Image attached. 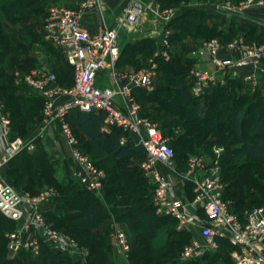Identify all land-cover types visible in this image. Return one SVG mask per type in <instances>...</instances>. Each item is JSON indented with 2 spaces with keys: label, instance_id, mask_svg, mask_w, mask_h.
<instances>
[{
  "label": "built area",
  "instance_id": "2783aa9c",
  "mask_svg": "<svg viewBox=\"0 0 264 264\" xmlns=\"http://www.w3.org/2000/svg\"><path fill=\"white\" fill-rule=\"evenodd\" d=\"M256 3L246 0L238 9L243 11ZM104 7H108L105 0H85L79 9L55 5L49 10L44 26L45 39L57 46L71 68L72 86H63L56 73L43 66L27 73H16L15 86L43 100V138L57 125L75 163L73 178L85 190L102 197L107 184L106 173L82 150L69 118L76 113L105 114L102 132L109 135L114 129L122 130L125 136L121 144L131 139L145 154L142 167L154 186L152 201L156 213L173 218L178 231L190 236L179 256L180 263L264 264V204L242 216L231 210L219 166L221 150L216 151L218 156L214 160L206 155L191 157L189 169L181 177L183 187H180L181 183L175 180L178 172L172 141L166 138L158 124L143 115L142 106L135 97L138 89L149 93L156 91L159 61L170 62L177 53L171 43L169 25L179 9L162 11L158 7L154 11V22L162 29L159 49L145 68L124 73L117 68L126 45L121 32L130 31L126 23L134 20L135 14L128 9L115 27L89 33L83 25V14ZM226 8L235 10L230 5ZM261 23L264 24V19ZM190 55L195 61L190 69L194 97L213 94L227 78L237 77L241 69L249 66H254L257 73L246 75L244 81L253 93L262 87L264 94V78L260 77V74L264 76V44L247 45L241 36L227 43L215 39L192 50ZM207 64L211 67H206ZM105 71L112 76V83L107 87L99 85L100 75ZM35 148L34 142L14 136L12 120L0 101V212L17 226L7 236L8 258L16 259L24 252L36 257L47 248L78 264H90V249L46 220V209L55 196L54 190L33 195L15 189L4 177L6 168L21 153ZM187 188L191 190V197ZM109 239L116 255L125 264H132L131 236L122 223H112ZM224 246L230 248L229 257L211 260Z\"/></svg>",
  "mask_w": 264,
  "mask_h": 264
},
{
  "label": "rangeland",
  "instance_id": "374dc122",
  "mask_svg": "<svg viewBox=\"0 0 264 264\" xmlns=\"http://www.w3.org/2000/svg\"><path fill=\"white\" fill-rule=\"evenodd\" d=\"M15 1L16 0H0V6L6 5L8 7H12ZM184 1L188 2L189 0ZM236 1L239 2V6L246 2V0ZM255 1L259 3L264 0ZM37 3V0H29L28 4L24 2L19 6L21 10L19 15L15 14L16 10L19 9L17 8L16 10L13 9V11H10L9 13L2 12L0 17V32L2 35L0 39V52H6L7 55L5 59L0 62V101L3 104L5 112L12 118L11 120L13 121L15 127L13 132L14 135L23 138L26 142H34L36 145L34 151L25 150L21 153L16 160L6 168L4 177L8 183L19 191H28L35 195H39L45 190H54L55 196L48 205V210L46 211V215H48V219L51 222L50 224L54 225V219L60 218L66 221L65 215H69L74 218L83 213V211L79 209V202L76 200V196L73 194L75 188L70 185L72 180L75 181V178H73V168L75 163L71 157L70 149L65 143L57 125V131H54V134L52 133V137L50 136V130L43 138L44 134H42V127L44 114L41 98L27 89L17 88L18 90H16L14 89L15 87H12V83L15 84L14 80L17 72L20 71L27 73L32 69L37 68L41 64L40 60L43 57L48 58L45 61L47 62V68H45L48 70H55L58 72L57 67L62 65V58L58 56V54L60 55L59 49L52 42L45 39L44 26L46 19L38 17L39 15L36 14ZM176 4L168 6L162 3L160 5V9L162 11H168L174 8L178 9L182 7V4ZM9 18H11V20H9ZM195 24L197 26V23ZM196 26L194 25L193 28H196ZM243 27L246 28L245 26ZM193 34H195V31H193L192 35ZM238 36H241L245 44L250 46H259L264 44V41L261 40H249V38L243 34ZM214 37L215 35L211 36L209 41L219 39ZM236 37L237 36L231 40ZM11 40L14 44L8 46L7 43ZM160 40L161 37L156 40V45L152 47V49H154V54L159 49ZM129 53L130 51H127L125 57H127ZM150 59L151 56H147L139 63L134 62V58H128V61L131 65H134V67L137 65L136 63H138V66L144 67L149 64L148 62ZM29 68L32 69L29 70ZM111 78L112 76L109 72H102L99 78V85L103 87L109 86L112 83ZM159 85L160 82L157 83L156 90H158ZM140 91L142 92L141 95H139V101L144 111L147 115H149L154 123L158 124L162 128L166 138H169L172 141V145L179 157L176 165L179 179H181L183 174L187 173L189 169L188 160L191 157L206 155L208 159L214 160V158L218 156L216 151L221 150L219 166L221 168L222 175L228 174V166L231 162H233L235 164H240V166L247 164L246 168L251 170V173L254 175L253 178L257 177V180H254L257 184L256 187H251V193L248 194L247 199L243 201L242 204L237 206L238 210L234 208L235 203L232 196L231 199H228L231 210L233 212L237 211L238 214L241 215L264 200V197L260 196L261 188H259V185L264 186V162L251 161L247 156L243 144L235 137L232 126L234 113L232 103L225 106L227 112L223 114L221 119H218L217 115H212L213 117H211L212 119H209V121L210 123H217V127L216 130L211 131L207 125L203 127L196 125L193 120L186 117L183 110L172 113L168 111L169 107L167 106V103L151 102L146 99L147 94H154L155 92L149 93L145 90ZM38 100L41 101L39 102ZM257 117L258 115L256 114L252 117V120L254 121ZM178 120H180L179 123H176ZM250 125L251 124L248 123L245 128L248 129ZM183 134L191 139H194L196 143L189 144L184 140L178 142L177 139ZM78 137L89 151L90 158H93L94 162L97 163V165L100 166L109 177H112L114 174H119V172L120 174H123V172H131L134 174L135 178L139 180H143L144 177L146 179V184L153 188V183L149 178H147L146 172L142 167V161L131 160L116 162L111 155L94 150L93 145L86 142L81 135H78ZM60 142L62 143L63 148L60 146ZM62 155L65 156L62 157ZM29 166L30 168L27 169ZM17 168L19 169L17 170ZM122 168L124 171H121ZM113 188L116 187L110 182H107L104 195L102 197H98L106 207L104 212L106 216L110 214L109 209L111 208L110 205H112L110 196H108V200L106 201V195L113 190ZM152 192L153 190L150 189L149 198H151V200ZM117 196L115 194V198ZM61 199H63L62 202H60ZM124 210L125 209H123V211ZM60 212L63 214L62 217L59 216ZM156 215L159 218L166 217L159 216L157 213ZM72 218L67 219V224H69ZM115 221L121 223L125 221V218L121 217L119 220L116 216L111 215L109 220H107V218H103L102 225L98 229L89 230L85 228L86 223L84 217H77V222L82 227L79 232H81V236L84 240L104 238L106 234L110 236L112 223ZM16 227V225H11L10 228H7L5 230V237L7 238L8 234L14 231ZM13 228L15 229L12 230ZM70 229L72 230L73 228L70 227ZM77 230L78 229H76V231ZM177 231L178 229L176 225L174 226L172 224H168L167 229H165L159 237L161 240L170 237L169 239L171 242L177 238ZM75 234L77 233L75 232ZM187 243V238L182 239V243L177 244V248L173 253L174 255H168L164 258L158 259L160 264H182L179 262V256ZM110 244L112 247L111 259H113V264H125L124 260L120 259L116 255L111 242ZM41 256L42 254L34 257V260H45L46 256L44 258ZM226 257H229V254L225 253V249H222L218 259H225ZM70 260V264H78L72 259Z\"/></svg>",
  "mask_w": 264,
  "mask_h": 264
},
{
  "label": "trees",
  "instance_id": "16d2710c",
  "mask_svg": "<svg viewBox=\"0 0 264 264\" xmlns=\"http://www.w3.org/2000/svg\"><path fill=\"white\" fill-rule=\"evenodd\" d=\"M160 3L171 6L176 3H181L184 0H159ZM28 4L29 0H16L12 7L6 5L0 6V17L2 12L9 13L13 9L19 8L23 3ZM177 5V4H176ZM21 12L20 8L16 10L15 14L19 15ZM202 11L196 9L192 13H186L178 19L179 23L173 26V31L171 35V43L181 42L186 39L187 36L192 35L193 31L195 33L199 30V27L193 28L194 20L198 13ZM11 20V18H9ZM173 25V24H172ZM172 29V27L170 26ZM0 32V39H1ZM233 36L222 39L223 42H228ZM218 38V37H217ZM14 42L8 41L7 45L11 46ZM156 45L155 40L151 41H139L136 44H126L124 48L123 55L121 59L125 58L127 51H130L129 55L126 57L134 58V62H140L137 55L144 54V57L152 56L154 53V47ZM148 46V47H147ZM181 47L180 51L177 52L170 62H159V73H160V85L158 90L154 94H147L146 99L151 102L157 103H167L169 107V112H178L183 110V113L187 118L193 120L196 125L203 127L205 125L212 130H216L217 123H210L209 119H212L214 114L218 116V119L223 117L226 113L225 106L232 103L234 107L233 113V132L235 137L240 143L243 144L248 158L253 162H264V102L263 99L255 96L250 99V96L244 98H238L234 96L233 93L229 92L226 87H221L216 89L213 94L206 95L202 98H196L192 95V83L189 78L190 68L193 65V60H190L187 56L192 49L188 48L184 50ZM6 52H0V62L6 57ZM136 63V64H138ZM67 65V64H66ZM68 66V65H67ZM37 67V66H36ZM34 68V67H33ZM32 69V68H31ZM29 68V70H31ZM27 70V71H29ZM26 71V72H27ZM58 76L59 82L63 86L70 87L73 85L72 71L68 66V73L66 78L60 77L57 71L53 70ZM63 79L62 81L60 80ZM12 87L16 90L17 87L12 83ZM140 89L135 91V97L140 103L139 95H141ZM250 99V100H249ZM42 100V99H41ZM41 100H38L39 102ZM232 101V102H230ZM43 104V100L41 101ZM142 106V105H141ZM258 109V110H257ZM142 113L144 116L149 117L142 107ZM258 117L253 121L252 117L255 115ZM11 118V117H10ZM12 119V118H11ZM105 114L103 113H76L69 118V122L74 129L81 146L82 150L89 155V151L86 149L85 145L80 141L78 135H81L86 142L93 145L94 150L98 152L109 154L113 159L118 161H143L145 159V154L140 151L130 139L126 144L122 145L121 140L125 136V133L120 129H114L109 135L102 132V126L104 124ZM152 120V119H151ZM180 120H178L179 123ZM250 123V127L245 128L247 124ZM13 132L15 130L12 121ZM164 133V132H163ZM14 134V133H13ZM165 135V134H164ZM16 136V135H14ZM19 137V136H18ZM186 135L180 136L177 141H185L189 144H194L196 141L194 139H189ZM174 148V147H173ZM175 150V149H174ZM176 153V151H175ZM93 161L94 159L91 158ZM179 159L176 153V161ZM16 160V159H15ZM14 160V161H15ZM13 161V162H14ZM12 162V163H13ZM11 163V164H12ZM95 163V162H94ZM96 166L102 169L95 163ZM246 165L240 166V164H235L231 162L228 166V174L222 175L223 180L226 184L225 198L234 200L235 209L238 210L237 206L242 204L251 193V187L255 186L251 170L246 168ZM26 168V167H25ZM27 167V169H29ZM19 168H17L18 170ZM121 171H124L123 168ZM106 173V172H105ZM107 176V182L114 185L113 188L107 195L110 196L109 212L107 216L104 214L105 206L95 196L92 192H89L83 188L78 180H72L71 187L75 188L73 194L76 196V200L79 202V209L83 211L80 216L85 219V228L89 230H96L102 225L103 218L109 220L111 215L120 218H125V221L121 222L128 233L131 236L132 253L130 261L132 264H160V258L165 256L174 255V251L177 248V244L182 243V239L187 238V242L190 241V236L185 233H177V238L170 242L169 238L160 239V234L167 229L168 224L176 225V221L171 217L159 218L156 215V209L153 205L151 198H149V191L151 186L146 184V179L143 180L135 178L134 174L131 172H119V174H114L112 177ZM107 186V184H106ZM261 188V197H264V186L259 185ZM106 190V188H105ZM28 192V191H26ZM33 194L32 192H30ZM115 194L117 196L115 198ZM35 195V194H33ZM192 196V195H191ZM63 199L60 200L62 202ZM264 200H262L255 207L262 206ZM120 207V208H118ZM124 207V208H122ZM122 208V209H121ZM123 209H125L123 211ZM252 209V208H251ZM237 214L238 212L235 211ZM121 215V217H120ZM241 214L240 216H242ZM62 217V212L59 213ZM77 216V217H80ZM105 216V217H104ZM48 223H51L48 219V215L45 214ZM77 217L72 218L69 215H65V219L72 218L67 224L65 220L54 219L55 224L52 225L55 229L60 230L77 240L82 246L88 247L91 251L90 264H113V259H111V244L109 242V236L106 234L104 238H96L92 240H84L82 238L81 226L77 222ZM53 222V223H54ZM15 226L16 224L8 219H6L0 212V264H70L71 260L62 255L54 254L50 252L47 248H43L41 257H45V260L39 261L34 260V257L29 253H22L17 259H9L7 253V238L5 237V230L10 228V226ZM72 227L74 231L70 229ZM13 228L12 230H14ZM76 229H78L76 231ZM11 230V231H12ZM75 232L77 234H75ZM79 234V235H78ZM187 243V244H188ZM228 247V246H226ZM225 253L227 251L225 250ZM220 254H217L211 260H220ZM117 257V256H116ZM226 259V258H225Z\"/></svg>",
  "mask_w": 264,
  "mask_h": 264
},
{
  "label": "crops",
  "instance_id": "0c3cea01",
  "mask_svg": "<svg viewBox=\"0 0 264 264\" xmlns=\"http://www.w3.org/2000/svg\"><path fill=\"white\" fill-rule=\"evenodd\" d=\"M83 1L85 0H37L38 3L36 4V14L39 15L38 17L46 19L52 6L57 5L64 8L79 9V5ZM105 2L107 3L108 7H104L103 9L95 8L88 10L83 14V25L86 27L89 33L94 34L103 28L115 27L117 23L116 21L124 16L126 10L130 9L132 13L135 14V16L134 20L126 23V29L130 31H127V33L121 32V39L123 42L134 45L139 41H156L161 36L162 29L159 26H156L154 22V11L158 9V7L160 8L161 5L159 0H105ZM180 4H182V7L178 8L179 12L173 17L169 25L172 27V29L170 28L171 31H173V26L179 23L178 19L182 17V15L186 13H192L193 11H196V9L202 12L198 13L199 15H197L195 19L192 18L194 20L193 26H196L195 23H197L196 28L199 27V30L195 34L187 36L184 41L173 42V46L177 52L181 50V47H185L183 48L184 50L188 48H193L194 50L198 46H201L205 42L209 41L213 35H215L214 38L218 37L221 41L224 38H228L230 36H233L232 38H234L235 36L241 34L246 35L249 40L264 41V24L261 23L264 19V3L253 4L248 6L243 11H239V2L236 0H189L188 2L183 1ZM228 5L232 6L235 10H227L226 6ZM58 56L62 58V65L57 67L58 74H60L61 78L65 79L68 73V66L66 65L67 63L65 62V58L61 54H58ZM137 57L140 62L145 59L144 54H138ZM153 57L154 53L152 54L151 59ZM186 57H188L190 60H193L190 53H188ZM234 57L237 58L238 55L234 54ZM46 59L48 58H41L40 61L42 65L40 64L39 66L46 67ZM194 64L195 61L193 62V65ZM144 67H140L138 64L134 67V65H131L128 59L125 57L120 60L117 68L120 72L134 73L140 71ZM206 67L210 68L211 66L207 64ZM254 73H257V70L254 66L241 69L237 77L230 76L225 80L224 84L218 88L226 87L229 89V92L233 93L234 96L238 98H248L250 96L251 99L255 96H258L259 98L263 99L264 102L262 87H260L257 92L253 93L249 89V85L244 81V77L246 75ZM260 77L264 78L262 74H260ZM61 78L60 80L62 81L63 79ZM158 82H160L159 69ZM56 129V126L51 129V137L54 134V131H57ZM60 146L63 148L61 142ZM64 156L65 155H62V157ZM175 180L181 183L180 187H183L179 176H175ZM189 189L190 188H187V194L189 197H191V190ZM223 249L227 251V254L230 251L229 247L224 246Z\"/></svg>",
  "mask_w": 264,
  "mask_h": 264
},
{
  "label": "water",
  "instance_id": "95a60500",
  "mask_svg": "<svg viewBox=\"0 0 264 264\" xmlns=\"http://www.w3.org/2000/svg\"><path fill=\"white\" fill-rule=\"evenodd\" d=\"M135 7H137V6H135Z\"/></svg>",
  "mask_w": 264,
  "mask_h": 264
}]
</instances>
